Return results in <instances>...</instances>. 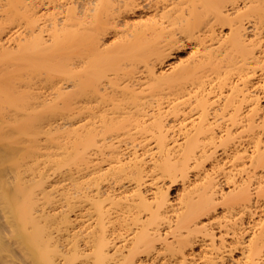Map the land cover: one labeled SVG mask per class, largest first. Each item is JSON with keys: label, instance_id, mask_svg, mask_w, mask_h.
I'll use <instances>...</instances> for the list:
<instances>
[{"label": "bare ground", "instance_id": "1", "mask_svg": "<svg viewBox=\"0 0 264 264\" xmlns=\"http://www.w3.org/2000/svg\"><path fill=\"white\" fill-rule=\"evenodd\" d=\"M58 2L1 3L0 264H261L264 215L230 242L209 224L264 195V0ZM65 113L68 141L46 127ZM41 156L76 165L82 200H50Z\"/></svg>", "mask_w": 264, "mask_h": 264}, {"label": "rangeland", "instance_id": "2", "mask_svg": "<svg viewBox=\"0 0 264 264\" xmlns=\"http://www.w3.org/2000/svg\"><path fill=\"white\" fill-rule=\"evenodd\" d=\"M68 0H59V4L60 5H64V2H67ZM3 2V0L0 1V19L2 20V15L4 14V10H2L1 8V3ZM42 2L44 3H40V1L38 0L39 3V9L41 12H45L47 10V8H49V6H51L53 3H49V0H42ZM231 5V4H229ZM47 16V15H46ZM21 20H18L16 22L10 21L11 23H7L5 26V31L2 33V42L7 43L8 45H13L16 43L14 37L17 36L19 33H21V35H24L25 31H29L30 28L27 29L25 28V20L20 17ZM30 27V26H29ZM229 28L228 25L223 26V30L227 31ZM187 49H182L179 52V56L182 58H186L187 57ZM178 58L176 55L171 56L168 59V63L175 61V59ZM262 70L260 69V67L256 68V73L254 74L253 78L251 79L253 83V85L251 86L252 91L258 93V96L260 97V99L262 100V105L264 104V97H263V81L261 79L262 77ZM237 72L236 71H232V77L234 79L239 78L237 76ZM240 82L241 79H239ZM260 81V83H259ZM262 82V83H261ZM250 85V84H249ZM69 113H65L62 116H58L57 118H55L56 120L50 123H46V127H48L49 130H51L50 133L57 135H60V139H66V141L69 140L67 134L69 135V133L67 132H71L72 135V131L69 130V128H72V120L71 117L68 115ZM54 120V119H53ZM67 129L69 131H67ZM65 136L63 137L62 135ZM44 133L40 134V137H43ZM70 136V135H69ZM126 143L123 142L122 143V148H125ZM45 152L46 149H41ZM48 150H54V148H50ZM223 153V146H219L218 147V154L220 155V153ZM42 157H40V162L38 164V176L43 175V180H42V187H45L49 190L52 191V195L50 196V200L54 203H57L58 205H67V204H72L75 202H78L80 200H82V195L83 193L81 192L82 190H80L79 193V188H78V184H77V179H76V172H77V168L75 164H67L64 162H60L58 160H51V161H47L44 162L42 160ZM207 164L211 163V160H207L206 161ZM229 164V163H228ZM227 164V165H228ZM224 165V166H227ZM196 169H192V171H195ZM78 173V172H77ZM219 182H220V188L222 189L221 191H229V189L232 186V182L228 181L225 178L224 174H220L218 176ZM170 180V179H169ZM168 180V185H169V197L170 200L173 201L174 203L178 202V196L181 195L182 193V186L185 183V180H183L182 177L178 176L174 181ZM86 181L84 180V184H82L83 188L85 189L88 186V183H85ZM221 205L219 206L218 212L221 211ZM250 209L254 212V216L251 215L249 212H238V210H235L232 214H228V217L231 220H236L238 222V224H236V226L234 228L231 227H227L225 221L230 222L231 220H224L221 219L219 221L217 220H212V223L209 224V227H211V230L216 234V238H220L221 234H223L226 238H227V242H230L233 238L239 237V238H245L247 239L249 237V235H251V233H253L254 230H256L258 227L255 225V220L254 217H257V215L259 213H261V215H264V195H256L255 193L253 194V200L251 203V207ZM257 211V212H255ZM255 213H257L255 215ZM260 215V216H261ZM259 216V215H258ZM198 236L197 238L201 239L205 236V234L203 232H198L197 233ZM207 238V237H206ZM201 241L195 243L194 249H196V253H199L198 251L202 248L201 246ZM240 250L237 248L234 251V255L238 256ZM263 260L261 261V264H264V253H263Z\"/></svg>", "mask_w": 264, "mask_h": 264}]
</instances>
